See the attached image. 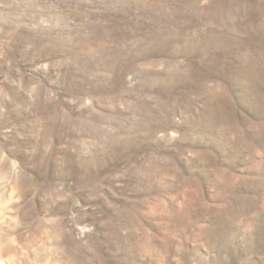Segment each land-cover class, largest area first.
I'll return each mask as SVG.
<instances>
[{"label": "rangeland", "instance_id": "1", "mask_svg": "<svg viewBox=\"0 0 264 264\" xmlns=\"http://www.w3.org/2000/svg\"><path fill=\"white\" fill-rule=\"evenodd\" d=\"M0 264H264V0H0Z\"/></svg>", "mask_w": 264, "mask_h": 264}]
</instances>
